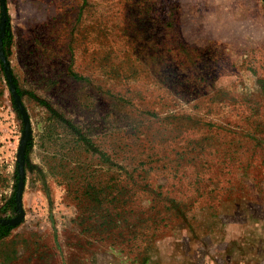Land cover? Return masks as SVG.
I'll use <instances>...</instances> for the list:
<instances>
[{
  "label": "rangeland",
  "instance_id": "rangeland-1",
  "mask_svg": "<svg viewBox=\"0 0 264 264\" xmlns=\"http://www.w3.org/2000/svg\"><path fill=\"white\" fill-rule=\"evenodd\" d=\"M0 264H264V0H0Z\"/></svg>",
  "mask_w": 264,
  "mask_h": 264
},
{
  "label": "trees",
  "instance_id": "trees-1",
  "mask_svg": "<svg viewBox=\"0 0 264 264\" xmlns=\"http://www.w3.org/2000/svg\"><path fill=\"white\" fill-rule=\"evenodd\" d=\"M11 199L7 200L6 203L4 204V207L2 208L3 212H5L6 210L9 209L10 205H11Z\"/></svg>",
  "mask_w": 264,
  "mask_h": 264
}]
</instances>
